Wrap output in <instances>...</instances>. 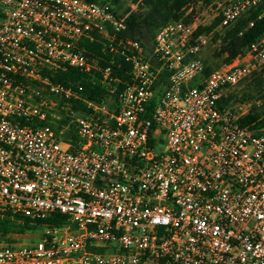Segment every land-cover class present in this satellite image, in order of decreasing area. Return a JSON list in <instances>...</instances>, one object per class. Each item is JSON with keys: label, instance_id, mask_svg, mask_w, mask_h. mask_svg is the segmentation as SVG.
I'll return each instance as SVG.
<instances>
[{"label": "built area", "instance_id": "2783aa9c", "mask_svg": "<svg viewBox=\"0 0 264 264\" xmlns=\"http://www.w3.org/2000/svg\"><path fill=\"white\" fill-rule=\"evenodd\" d=\"M141 1L0 0V218L66 217L31 245L0 239V264H264V128L220 103L264 67V32L207 77L200 57L243 16L264 18V0H216L211 32L195 37L194 17L150 45L118 36ZM85 43L111 54L104 66ZM68 68L97 74L106 104L56 83Z\"/></svg>", "mask_w": 264, "mask_h": 264}, {"label": "trees", "instance_id": "16d2710c", "mask_svg": "<svg viewBox=\"0 0 264 264\" xmlns=\"http://www.w3.org/2000/svg\"><path fill=\"white\" fill-rule=\"evenodd\" d=\"M95 2L98 0H88ZM102 2L111 3L116 9L119 10V0H101ZM216 0H142L138 5L136 11L129 14L126 19V29L118 36L120 38H128L140 41L143 45H150L155 34L161 28L169 23L173 22H190L194 18V13L191 11L187 13L192 4L199 3L203 7L213 6ZM262 8H258L255 11L248 13L240 18L229 28L224 29L222 35L215 34L214 41L220 39L219 49L217 56L222 57L221 64H229L239 54H242L245 49L255 42L264 32V18L257 20L259 11ZM187 13V14H186ZM219 18L213 19L208 25L199 26L195 33V37L202 34H208L218 24ZM253 22L252 27H248V24ZM104 44L105 42L102 41ZM85 48L84 56L92 64H98L104 66L105 61H108L111 54L107 53L103 55V60H99L101 44L98 43H85L82 45ZM115 64L119 69H114V76H117L122 81H127L129 76L130 66L123 61V58L117 54L114 56ZM218 68V67H217ZM216 69V68H215ZM214 69L210 70L208 67L204 68L203 77H207ZM167 77V73L162 72L160 80L164 82ZM250 81L251 87L259 94L261 100H264V67L252 75ZM56 83L61 85L76 88L81 86L83 92L81 97L86 101L96 105L106 104V88L98 82L97 74L85 75L72 68H68L65 71H59L54 74L53 77ZM197 82H193L190 86L196 85ZM122 85L118 84L117 89H121ZM220 103L222 106H229L231 103V96L221 98ZM71 107L77 113L86 111L85 104L80 100H74L71 102ZM153 109V102L147 108V116L150 115ZM264 109V107H262ZM56 130L62 125L66 124L65 118H61L55 121ZM240 124L243 126H250L254 129L264 128V110L257 111L254 107L248 111V113L240 120ZM75 142L76 137L70 130L63 134V139H69ZM66 217L58 214L51 215L50 217L32 221L30 219H10L9 217L0 218V239H4L11 235H21L26 232L35 230L36 228H42L44 225L61 226L65 224Z\"/></svg>", "mask_w": 264, "mask_h": 264}, {"label": "rangeland", "instance_id": "374dc122", "mask_svg": "<svg viewBox=\"0 0 264 264\" xmlns=\"http://www.w3.org/2000/svg\"><path fill=\"white\" fill-rule=\"evenodd\" d=\"M112 1V0H107ZM133 0H119V10H123L125 7L130 5ZM193 11L194 17L198 18V20L204 25H208L212 21L213 17V6L203 7L199 3L192 4L187 11L190 13ZM186 13V14H187ZM224 30L220 31L219 35H222ZM215 35V34H214ZM214 35L208 40L207 45L201 50L200 57L205 67H208L210 70L215 69L221 66L222 57H218L217 51L220 45V39L214 41ZM252 76L236 86L235 88L229 89L224 95L231 96V103L229 107L236 109L238 111H249L253 107L257 109V111H262V107H264V100H261L259 94L251 87L250 81L252 80ZM43 232L42 228H36L35 230L26 232L21 235H11L4 240L11 244H16L20 246H27L35 243Z\"/></svg>", "mask_w": 264, "mask_h": 264}]
</instances>
